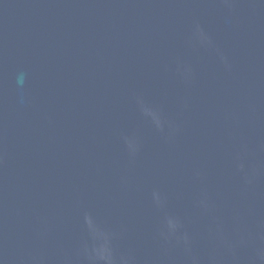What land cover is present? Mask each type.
Listing matches in <instances>:
<instances>
[{"label": "water", "instance_id": "obj_1", "mask_svg": "<svg viewBox=\"0 0 264 264\" xmlns=\"http://www.w3.org/2000/svg\"><path fill=\"white\" fill-rule=\"evenodd\" d=\"M0 264H264V0H0Z\"/></svg>", "mask_w": 264, "mask_h": 264}]
</instances>
